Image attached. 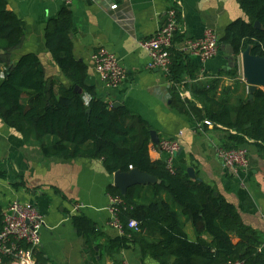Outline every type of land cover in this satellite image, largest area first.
Here are the masks:
<instances>
[{
	"label": "trees",
	"instance_id": "1",
	"mask_svg": "<svg viewBox=\"0 0 264 264\" xmlns=\"http://www.w3.org/2000/svg\"><path fill=\"white\" fill-rule=\"evenodd\" d=\"M238 1L248 19L234 20L219 39L221 45L230 44L235 51L234 65L225 74L236 83L219 93V77L194 82V100L177 99L173 89L171 105L201 122L208 119L234 131L232 147L253 140L264 153V89L259 88L249 99L248 89L239 92L237 80L241 78L237 62L241 52L252 46V54L264 56V0ZM257 20L262 29L254 27ZM73 28V12L64 7L48 20L45 30L47 48L68 80L64 83L46 74L36 53L23 54L16 61L11 58L25 42L27 25L9 8L8 0H0V115L47 158H98L111 175L133 167L161 180L155 185L132 186L126 195L109 184L107 193L122 200L114 205L122 233L109 239L107 252L112 255L136 245L143 258L151 256L157 264H264L263 238L243 221L237 207L198 177L191 178L182 169L171 170L162 151L155 149L151 125L125 105L113 107L87 83L89 66L74 55ZM181 40L177 32L175 42ZM171 54L170 80L174 82L185 69L196 73V63L184 51L174 47ZM76 87L82 91H75ZM6 175L0 170V177ZM15 186H25V182ZM181 215L192 222L195 239L189 237ZM72 218L80 234H101V227L84 213L76 212ZM134 219L136 230L129 227ZM4 225L0 203V231ZM37 260L47 264L43 257ZM2 261L12 264L11 257L4 256Z\"/></svg>",
	"mask_w": 264,
	"mask_h": 264
},
{
	"label": "crops",
	"instance_id": "2",
	"mask_svg": "<svg viewBox=\"0 0 264 264\" xmlns=\"http://www.w3.org/2000/svg\"><path fill=\"white\" fill-rule=\"evenodd\" d=\"M177 1L178 35L182 40L176 42L175 48L179 50L185 39L202 37L208 27L221 37L234 20L248 19L238 0H8L9 8L27 25L25 42L13 53V60L36 53L48 76L68 83L47 48L45 30L48 20L62 8L71 9L73 52L89 66L87 83L94 85L105 101L120 102L142 116L158 132L160 140L179 138L181 147L173 158L174 167L187 172L193 166L199 179L233 203L243 221L262 236L264 252V153L259 145L253 140L241 144L248 150L250 162L246 170L235 174L224 167L220 157L221 148L234 145L231 131L215 124L205 125L171 105L173 89L177 99L194 100V82L219 77V93L224 87L233 86L236 79L225 74L230 55L221 44L218 55L204 64L185 53L198 70L191 74L185 69L174 82L162 70L147 68L149 54L142 42L161 28L166 11ZM115 3L118 7L111 8ZM101 47L113 51L126 68L127 77L116 88L108 87L95 69L92 54ZM237 80L239 92L248 89L246 81ZM161 154L166 159L167 154ZM0 170L7 174L0 177L4 212L13 199L20 198L35 204L44 216L36 261L43 257L47 264H157L151 256L143 258L136 245L112 255L107 252L109 239L121 233L111 225L114 214L107 187L114 183V175L107 172L102 159L47 158L40 147L28 144L0 115ZM20 181L25 186L16 187ZM76 203L84 207L73 211ZM76 212L95 221L101 234H80L72 218ZM180 219L188 235L193 234L188 218L181 215ZM203 236L211 239L208 234Z\"/></svg>",
	"mask_w": 264,
	"mask_h": 264
},
{
	"label": "built area",
	"instance_id": "3",
	"mask_svg": "<svg viewBox=\"0 0 264 264\" xmlns=\"http://www.w3.org/2000/svg\"><path fill=\"white\" fill-rule=\"evenodd\" d=\"M177 1L174 6L169 8L164 15V24L151 37L142 42L149 54L148 69H158L169 74L172 65L171 50L175 47V37L179 30V10ZM118 4H113L111 8H117ZM218 33L211 27L205 29L204 35L200 38L185 39L182 51L189 55L196 56L201 63L216 57L220 51ZM92 60L96 71L99 73L102 81L112 88L120 86L127 77L126 68L121 64L118 56L111 50L101 47L93 52ZM240 66L241 60L237 58ZM205 125H213L206 119ZM234 132V131H231ZM160 151L167 154L166 162L173 170V157L180 150L179 138L162 139L160 142ZM155 148L157 146L155 145ZM158 149V148H157ZM220 157L226 169L235 174L246 170L249 166V152L243 147L221 148ZM132 168V167H131ZM119 196H110V210L114 214L111 225L122 233L121 223L116 215L114 205L121 202ZM81 207L75 206L77 211ZM5 225L0 231V263L3 257H11L12 264H39L36 261L35 251L41 245V230L45 225L43 214L39 208L30 201L19 198L13 199L4 212ZM129 227L138 229L137 220H131ZM232 264H241L239 261Z\"/></svg>",
	"mask_w": 264,
	"mask_h": 264
},
{
	"label": "water",
	"instance_id": "4",
	"mask_svg": "<svg viewBox=\"0 0 264 264\" xmlns=\"http://www.w3.org/2000/svg\"><path fill=\"white\" fill-rule=\"evenodd\" d=\"M254 27L257 29H262V23L257 20L254 22ZM221 47L230 55L231 61L234 63L235 60V51L230 44H222ZM252 46H248L240 54V60L243 70V78L248 84V93L249 99H253L255 92L262 88L264 89V56L254 55L251 52ZM3 53V50H2ZM227 70L231 69V65L226 68ZM75 91L81 92L82 89L76 87ZM120 102H114L113 107L122 106ZM90 110H88V113ZM151 140L157 146L158 149L161 148V140L159 138L158 132L155 129L151 130ZM187 173L191 178H196V171L193 166L187 168ZM161 183L155 175L142 172L138 168H131L128 172L117 171L114 173V185L119 188L123 195L127 194V191L130 187L135 185H150ZM217 193V192H216ZM1 264V263H0Z\"/></svg>",
	"mask_w": 264,
	"mask_h": 264
},
{
	"label": "rangeland",
	"instance_id": "5",
	"mask_svg": "<svg viewBox=\"0 0 264 264\" xmlns=\"http://www.w3.org/2000/svg\"><path fill=\"white\" fill-rule=\"evenodd\" d=\"M16 56V54H14V55H12V59L14 58ZM235 57V56H234ZM229 58H231V57H229ZM237 58H240V54L237 56ZM235 61V60H234ZM231 65V69H232V67H233V65H234V63L231 61V59L229 60V64H228V66H230ZM228 66H225V68H228ZM2 68H3V66H2ZM230 70V69H229ZM241 78L244 80V78H243V70H242V65H241ZM244 81H246V80H244ZM175 156V155H174ZM174 158V157H173ZM20 199V198H19ZM23 200V199H22ZM25 201H27V200H25ZM77 205H80L79 203H76V204H74V206H73V211L75 210V206H77ZM84 207V205H81V207L80 208H83ZM80 210V209H79ZM78 211V210H77ZM188 224H190V226H192V228H193V225H192V222L188 219ZM191 239H195L196 238V233H195V231H194V229H193V234H191L190 236H189Z\"/></svg>",
	"mask_w": 264,
	"mask_h": 264
}]
</instances>
